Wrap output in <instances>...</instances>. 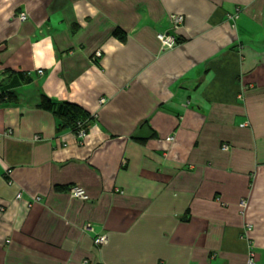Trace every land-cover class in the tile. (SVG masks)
I'll use <instances>...</instances> for the list:
<instances>
[{"label":"crops","instance_id":"0c3cea01","mask_svg":"<svg viewBox=\"0 0 264 264\" xmlns=\"http://www.w3.org/2000/svg\"><path fill=\"white\" fill-rule=\"evenodd\" d=\"M0 94V264H264V0H0Z\"/></svg>","mask_w":264,"mask_h":264},{"label":"built area","instance_id":"2783aa9c","mask_svg":"<svg viewBox=\"0 0 264 264\" xmlns=\"http://www.w3.org/2000/svg\"><path fill=\"white\" fill-rule=\"evenodd\" d=\"M236 11H238V9ZM236 16H237L236 12H234L233 14L227 15L228 19H232V20L235 19ZM18 17L20 20L26 19V15L23 12H20L18 14ZM168 17H169L170 24H171L170 30L157 33V38L161 43V47L164 49L172 48L177 43L178 38L174 34V31L181 27L183 20H184L183 15L180 13H171L169 14ZM99 55H100V52L97 51L96 56H99ZM38 73L41 74L42 70H38ZM101 101H103V99H101ZM92 117L94 118V115H92ZM91 125L92 123L86 128L83 126L82 123H79V122L77 123V132L75 134L79 142H82L83 138L85 137ZM172 138H173L172 136L166 137L167 140H171ZM69 193L74 198H78L82 200H85L88 198L84 188L78 184L71 185L69 187ZM16 198L17 199L21 198V193H17ZM34 200L35 201L39 200V197H35ZM240 204L243 206L245 204L244 200H241ZM28 205H31V202H29ZM249 227H250L249 225H246V229H248ZM106 240H107V237L105 234H99L94 237L93 241L95 245H101L105 243ZM246 264H256V256L251 246H249L248 251H247Z\"/></svg>","mask_w":264,"mask_h":264},{"label":"trees","instance_id":"16d2710c","mask_svg":"<svg viewBox=\"0 0 264 264\" xmlns=\"http://www.w3.org/2000/svg\"><path fill=\"white\" fill-rule=\"evenodd\" d=\"M114 33L117 34V31ZM39 107L50 111L55 116L58 120L57 130L71 128L76 133L78 122L87 128L93 121L92 115L79 104L70 101H55L44 94L40 96Z\"/></svg>","mask_w":264,"mask_h":264}]
</instances>
